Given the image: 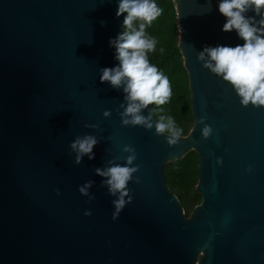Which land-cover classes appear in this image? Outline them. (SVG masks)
I'll return each mask as SVG.
<instances>
[{
    "label": "water",
    "instance_id": "water-1",
    "mask_svg": "<svg viewBox=\"0 0 264 264\" xmlns=\"http://www.w3.org/2000/svg\"><path fill=\"white\" fill-rule=\"evenodd\" d=\"M173 2L194 130L169 147L155 127L122 126L123 90L100 82L99 69L119 63L109 47L122 32L118 0H0V264H264V108L241 106L197 58L244 41L222 31L219 0ZM85 134L100 142L76 165L69 145ZM124 145L141 182H129L132 202L113 221L115 197L94 168L127 156ZM193 151L202 201L189 217L164 168ZM88 180L90 202L78 191Z\"/></svg>",
    "mask_w": 264,
    "mask_h": 264
},
{
    "label": "clouds",
    "instance_id": "clouds-1",
    "mask_svg": "<svg viewBox=\"0 0 264 264\" xmlns=\"http://www.w3.org/2000/svg\"><path fill=\"white\" fill-rule=\"evenodd\" d=\"M162 11L156 0H118L116 16L124 15L123 30L115 38H110L109 47L115 49L114 59L119 63L114 67L100 68L99 79L101 83H109L114 90H123V102L117 109L122 126H141L146 130L155 127V134L165 136L167 145L172 147L190 135L184 137L183 129L177 127L171 116H161L154 124V110H149L147 116L141 111L148 109L150 104H165L172 95L168 77L148 60V53L155 51L157 41L146 35L145 28L151 25ZM218 11L226 20L222 31L235 30L244 43L235 47L205 45L198 53V61L217 78L232 86L240 98L241 106L264 108V0H219ZM103 116L110 117L111 112L105 111ZM205 121L206 117H201L199 121L195 120V124L203 125L201 135L207 140L213 130ZM84 127L96 128L97 125L85 124ZM193 130L194 128L191 132ZM166 133L167 135H164ZM99 142L95 135L76 136L69 145L71 153H75L74 163L80 165L84 156H88L90 160L94 159L93 149ZM122 152L128 155L108 160L106 167L94 168V173L103 178L101 186L106 187L108 194L115 197L112 200L113 221L117 220L126 205L132 202L129 182H141L140 178L134 175L140 169L138 164L133 166L137 159L135 148L132 145H124ZM121 159L125 161L123 165L117 163ZM216 163L222 165L223 159L218 157ZM246 171L252 172V166ZM94 184L95 181L88 180L78 188L81 195L88 197L89 202L95 199L89 192ZM55 191L60 195L59 189ZM91 214V210L84 213L85 216Z\"/></svg>",
    "mask_w": 264,
    "mask_h": 264
},
{
    "label": "trees",
    "instance_id": "trees-1",
    "mask_svg": "<svg viewBox=\"0 0 264 264\" xmlns=\"http://www.w3.org/2000/svg\"><path fill=\"white\" fill-rule=\"evenodd\" d=\"M156 4L163 11L145 28L146 35L157 41L155 51L148 53V60L168 77L172 95L163 105H151L157 120L161 116H171L177 127L183 129V136H187L194 120L188 74L179 48L180 33L175 4L173 0H156ZM138 23L139 21L136 22L137 25ZM164 174L171 192L179 198L187 216H190L202 200L201 195L196 192L199 180L198 155L193 151L182 160L167 164Z\"/></svg>",
    "mask_w": 264,
    "mask_h": 264
},
{
    "label": "flooded vegetation",
    "instance_id": "flooded-vegetation-1",
    "mask_svg": "<svg viewBox=\"0 0 264 264\" xmlns=\"http://www.w3.org/2000/svg\"><path fill=\"white\" fill-rule=\"evenodd\" d=\"M201 198H202V197H201ZM201 201H202V200H201ZM191 214H192V213H191ZM191 214H190V216H191ZM190 216H189V217H190Z\"/></svg>",
    "mask_w": 264,
    "mask_h": 264
}]
</instances>
